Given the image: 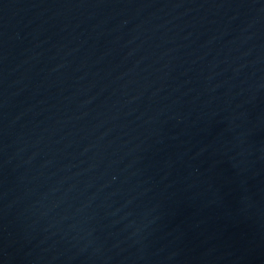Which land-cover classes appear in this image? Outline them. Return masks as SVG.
I'll return each instance as SVG.
<instances>
[{
  "label": "water",
  "instance_id": "95a60500",
  "mask_svg": "<svg viewBox=\"0 0 264 264\" xmlns=\"http://www.w3.org/2000/svg\"><path fill=\"white\" fill-rule=\"evenodd\" d=\"M0 264H264V0H0Z\"/></svg>",
  "mask_w": 264,
  "mask_h": 264
}]
</instances>
